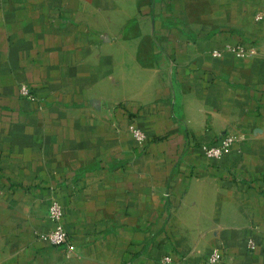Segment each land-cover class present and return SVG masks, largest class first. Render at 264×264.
<instances>
[{
	"label": "crops",
	"instance_id": "0c3cea01",
	"mask_svg": "<svg viewBox=\"0 0 264 264\" xmlns=\"http://www.w3.org/2000/svg\"><path fill=\"white\" fill-rule=\"evenodd\" d=\"M213 248L264 264V0H0V264H207Z\"/></svg>",
	"mask_w": 264,
	"mask_h": 264
},
{
	"label": "built area",
	"instance_id": "2783aa9c",
	"mask_svg": "<svg viewBox=\"0 0 264 264\" xmlns=\"http://www.w3.org/2000/svg\"><path fill=\"white\" fill-rule=\"evenodd\" d=\"M229 50L238 57H245L253 53V50H246L240 46H230ZM221 53L219 51H213V55L218 56ZM19 92L22 96L26 98H32L31 90L26 85H21ZM129 131L132 136L139 142H143L146 138L145 133L134 124L129 125ZM236 135L232 133L225 134L220 143L218 144H202L201 148L206 157L209 158H219L221 155L227 153L232 142L236 139ZM48 217L53 223V227L43 235L50 244L60 246L67 244L69 242V234L64 229L62 225L63 218V208L61 204L56 199H52L48 206ZM247 247L253 250L255 247L254 241L249 238L247 240ZM163 264H169V256H164L162 258ZM222 254L218 248H213L207 257V264H221Z\"/></svg>",
	"mask_w": 264,
	"mask_h": 264
}]
</instances>
